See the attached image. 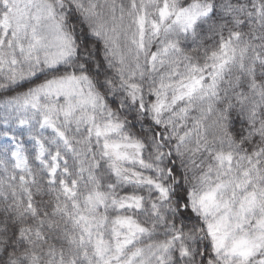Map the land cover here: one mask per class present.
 <instances>
[{"label":"snow or ice","instance_id":"obj_1","mask_svg":"<svg viewBox=\"0 0 264 264\" xmlns=\"http://www.w3.org/2000/svg\"><path fill=\"white\" fill-rule=\"evenodd\" d=\"M0 264H264V0H0Z\"/></svg>","mask_w":264,"mask_h":264}]
</instances>
